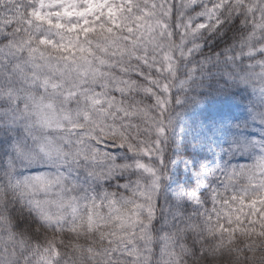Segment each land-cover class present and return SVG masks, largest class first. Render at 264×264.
Instances as JSON below:
<instances>
[{"label": "snow or ice", "instance_id": "snow-or-ice-1", "mask_svg": "<svg viewBox=\"0 0 264 264\" xmlns=\"http://www.w3.org/2000/svg\"><path fill=\"white\" fill-rule=\"evenodd\" d=\"M0 264H264V0H0Z\"/></svg>", "mask_w": 264, "mask_h": 264}]
</instances>
